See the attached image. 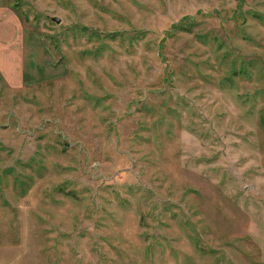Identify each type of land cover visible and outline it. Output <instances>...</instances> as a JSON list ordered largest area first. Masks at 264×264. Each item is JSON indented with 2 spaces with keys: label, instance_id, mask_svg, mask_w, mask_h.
Masks as SVG:
<instances>
[{
  "label": "rangeland",
  "instance_id": "374dc122",
  "mask_svg": "<svg viewBox=\"0 0 264 264\" xmlns=\"http://www.w3.org/2000/svg\"><path fill=\"white\" fill-rule=\"evenodd\" d=\"M3 4L0 264H264V0Z\"/></svg>",
  "mask_w": 264,
  "mask_h": 264
},
{
  "label": "crops",
  "instance_id": "0c3cea01",
  "mask_svg": "<svg viewBox=\"0 0 264 264\" xmlns=\"http://www.w3.org/2000/svg\"><path fill=\"white\" fill-rule=\"evenodd\" d=\"M3 1L4 0H0V11L1 12H5V14H7L9 17H11V18H13V16H12V13H8V8H9V6L8 5H6V4H3ZM14 21L15 20H11V22L9 23L10 25H13V23H14ZM28 40H29V43H30V38H29V36L27 37H25L24 38V36L22 35V38H21V40L19 41L20 42V44H22L23 46H24V48L27 46V48H28V43H26V42H28ZM26 52V50H24L23 49V52ZM25 54V53H24Z\"/></svg>",
  "mask_w": 264,
  "mask_h": 264
}]
</instances>
